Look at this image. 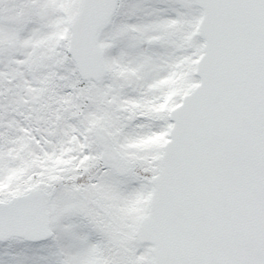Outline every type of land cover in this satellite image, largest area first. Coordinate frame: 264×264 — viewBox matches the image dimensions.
Instances as JSON below:
<instances>
[{
	"label": "snow or ice",
	"instance_id": "obj_1",
	"mask_svg": "<svg viewBox=\"0 0 264 264\" xmlns=\"http://www.w3.org/2000/svg\"><path fill=\"white\" fill-rule=\"evenodd\" d=\"M0 264H264V0H0Z\"/></svg>",
	"mask_w": 264,
	"mask_h": 264
}]
</instances>
